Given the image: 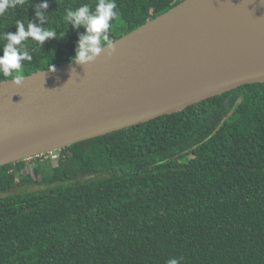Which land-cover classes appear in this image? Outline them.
Segmentation results:
<instances>
[{
  "label": "trees",
  "instance_id": "obj_1",
  "mask_svg": "<svg viewBox=\"0 0 264 264\" xmlns=\"http://www.w3.org/2000/svg\"><path fill=\"white\" fill-rule=\"evenodd\" d=\"M184 0H115L112 42ZM15 0L0 34L40 23ZM98 0H47L57 32L24 76L71 62L83 28L66 9ZM60 33H65L63 39ZM0 40V56L3 44ZM13 79L0 74V82ZM264 264V83L178 113L75 143L54 162L0 167V264Z\"/></svg>",
  "mask_w": 264,
  "mask_h": 264
},
{
  "label": "water",
  "instance_id": "obj_2",
  "mask_svg": "<svg viewBox=\"0 0 264 264\" xmlns=\"http://www.w3.org/2000/svg\"><path fill=\"white\" fill-rule=\"evenodd\" d=\"M112 43L0 82V167L264 83V0H184Z\"/></svg>",
  "mask_w": 264,
  "mask_h": 264
},
{
  "label": "clouds",
  "instance_id": "obj_3",
  "mask_svg": "<svg viewBox=\"0 0 264 264\" xmlns=\"http://www.w3.org/2000/svg\"><path fill=\"white\" fill-rule=\"evenodd\" d=\"M15 6V0H0V15H3L10 7ZM49 4L42 0L35 4V17L40 23L28 21L25 26L23 21L16 22L15 33L5 32L0 34V40L6 41L3 44V55L0 56V74L5 77H12V82L20 86L24 79V63L32 61L33 56L28 50L27 42L31 40L40 47L50 39H55L57 32L53 29L41 26L45 21V11ZM43 9L45 11H40ZM115 0H98L94 10L89 4H83L75 10L66 9L63 21L74 29L83 28L80 34L76 54L71 58V63L85 66L94 62L102 53L107 52L111 56L114 46L109 36L111 21L118 15ZM65 33H60L63 39ZM55 65H49L48 72H55ZM73 78V74H71ZM39 157V156H38ZM168 264H179L178 260L170 259Z\"/></svg>",
  "mask_w": 264,
  "mask_h": 264
},
{
  "label": "built area",
  "instance_id": "obj_4",
  "mask_svg": "<svg viewBox=\"0 0 264 264\" xmlns=\"http://www.w3.org/2000/svg\"><path fill=\"white\" fill-rule=\"evenodd\" d=\"M61 150L57 151H50L48 153L42 154L39 157L46 156L47 158H50L52 161L56 162L60 158Z\"/></svg>",
  "mask_w": 264,
  "mask_h": 264
},
{
  "label": "rangeland",
  "instance_id": "obj_5",
  "mask_svg": "<svg viewBox=\"0 0 264 264\" xmlns=\"http://www.w3.org/2000/svg\"><path fill=\"white\" fill-rule=\"evenodd\" d=\"M33 159V158H32ZM29 160H31V159H29Z\"/></svg>",
  "mask_w": 264,
  "mask_h": 264
}]
</instances>
